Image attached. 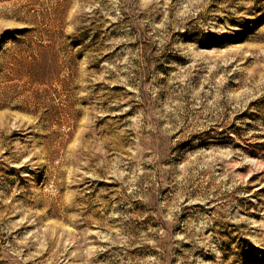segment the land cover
Segmentation results:
<instances>
[{"label":"rangeland","instance_id":"rangeland-1","mask_svg":"<svg viewBox=\"0 0 264 264\" xmlns=\"http://www.w3.org/2000/svg\"><path fill=\"white\" fill-rule=\"evenodd\" d=\"M0 264H264V0H0Z\"/></svg>","mask_w":264,"mask_h":264}]
</instances>
